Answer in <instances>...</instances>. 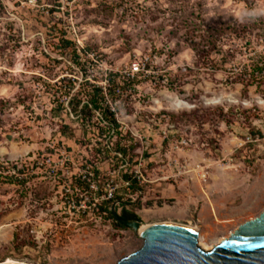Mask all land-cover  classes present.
Returning a JSON list of instances; mask_svg holds the SVG:
<instances>
[{
    "label": "rangeland",
    "instance_id": "374dc122",
    "mask_svg": "<svg viewBox=\"0 0 264 264\" xmlns=\"http://www.w3.org/2000/svg\"><path fill=\"white\" fill-rule=\"evenodd\" d=\"M140 58L145 76L96 93ZM52 141L90 189L37 169ZM117 142L130 166L106 151ZM107 202L192 227L205 250L264 211V0H0V263L116 264L144 239L99 214Z\"/></svg>",
    "mask_w": 264,
    "mask_h": 264
},
{
    "label": "water",
    "instance_id": "95a60500",
    "mask_svg": "<svg viewBox=\"0 0 264 264\" xmlns=\"http://www.w3.org/2000/svg\"><path fill=\"white\" fill-rule=\"evenodd\" d=\"M112 211L117 220L144 239L140 248L116 264H264V211L240 224L228 238L210 250L199 246L198 232L190 227L159 223L140 233V221L120 217L116 204Z\"/></svg>",
    "mask_w": 264,
    "mask_h": 264
},
{
    "label": "built area",
    "instance_id": "2783aa9c",
    "mask_svg": "<svg viewBox=\"0 0 264 264\" xmlns=\"http://www.w3.org/2000/svg\"><path fill=\"white\" fill-rule=\"evenodd\" d=\"M29 3L36 4L38 0H27ZM70 42V41H69ZM71 44V42H70ZM66 45V46H70ZM79 58V55L76 56V59ZM147 59H135L132 61L129 66L125 67V69H122L121 71H117L116 73H111L105 78L104 85L99 87L102 91L104 89H107L109 92L108 94H111V97H114L113 94H122L123 90L126 89V87H129V83L133 81L136 77L142 75L145 76V72L147 71ZM98 89V87H95ZM71 89V88H70ZM71 100L67 101L66 108L68 111H70L71 115L73 116L71 112V107L69 106V103ZM113 112V111H112ZM114 114V112H113ZM115 115V114H114ZM51 152L50 153H43L39 155H35V163L37 166V169L41 172H46L49 175H54L59 178H69L70 182L80 181V183H86L88 186L87 188L90 189V187L93 186V176L94 173L92 172L91 168L89 166L83 167L82 169H78L76 173H73L72 171L68 170V163L70 162L71 158L68 154L67 149L64 148L63 145L59 144L58 142L52 141V143H49ZM118 157H121V154L115 153ZM7 167L9 164L6 165ZM23 166V163H14L12 166L9 167L13 171L14 174H19V171L21 167ZM125 167V164H124ZM128 169L124 171V173H128ZM134 177H139L138 174L132 173ZM109 183V182H108ZM111 183H114V180H111ZM108 188H105V191L103 193L104 199L107 201H111L114 196L117 187L111 186V184H108ZM64 190L66 191L65 197L67 199L68 205L71 209V212H79L81 213L82 205L78 203L77 201H74V199H68V191L70 189L66 188L64 185ZM102 192V191H101ZM72 193V192H71ZM114 204L117 203L115 202ZM113 204V206H114Z\"/></svg>",
    "mask_w": 264,
    "mask_h": 264
},
{
    "label": "trees",
    "instance_id": "16d2710c",
    "mask_svg": "<svg viewBox=\"0 0 264 264\" xmlns=\"http://www.w3.org/2000/svg\"><path fill=\"white\" fill-rule=\"evenodd\" d=\"M69 44H70V42L67 41V45H69ZM95 91H96V93L100 94V92L102 90L95 88ZM89 103H92L94 105V107L97 109L101 107L99 101H96L95 99H91L90 101L85 103V106H89ZM104 116L110 120V124L112 125V127H114V128L119 127L118 122H117L116 118L114 117L113 112H111L109 110H105ZM253 134H255V133H253ZM258 134L261 135V133H258ZM130 147H131V145H127L126 143L122 144L121 142H117V143H114L112 145L107 144L106 145V151L108 152V150L110 149V150H113L114 153L121 154V157H118L116 154H115V157L117 159H121L122 163L127 162L128 166H130L132 164V162H131L132 156H131V153L129 150ZM96 172L99 173L98 170ZM121 178H122V181L125 183L124 187H125L126 191H128V193H137L141 190L140 180L137 179V177H134L132 173H122ZM118 199H121V197L115 194L114 198L110 202H114ZM126 203H127V201H123L124 205H126ZM111 205L112 204H109V203L106 205H105V203L98 205V208H99L98 213L108 216V218L110 220H113V222L119 227H123V228L128 227L127 225L123 224L122 222H120L119 220L116 219V217L114 216L113 211L111 209ZM119 215L123 219H127V220L139 219L138 215L135 212L129 211L125 206H124L123 210L121 211V213H119Z\"/></svg>",
    "mask_w": 264,
    "mask_h": 264
},
{
    "label": "bare ground",
    "instance_id": "6f19581e",
    "mask_svg": "<svg viewBox=\"0 0 264 264\" xmlns=\"http://www.w3.org/2000/svg\"><path fill=\"white\" fill-rule=\"evenodd\" d=\"M172 224H175V223H172ZM152 225H154V224H151V225H150V224H148V225H144V224L141 223V225H140L138 231L141 233L142 231H144L145 229L151 227ZM178 225H180V224H178ZM183 226H185V225H183ZM187 227H188V226H187ZM190 228H192V227H190ZM192 229H194V228H192ZM194 230H195V229H194ZM204 248H205V246H204ZM5 262H6V263H18V264H30V263H27V262L18 261V260H13V259H8V260H6Z\"/></svg>",
    "mask_w": 264,
    "mask_h": 264
}]
</instances>
